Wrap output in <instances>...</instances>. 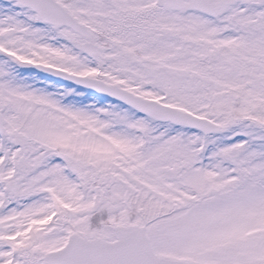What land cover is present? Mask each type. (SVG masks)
Instances as JSON below:
<instances>
[{
    "label": "snow or ice",
    "instance_id": "obj_1",
    "mask_svg": "<svg viewBox=\"0 0 264 264\" xmlns=\"http://www.w3.org/2000/svg\"><path fill=\"white\" fill-rule=\"evenodd\" d=\"M0 264H264V0H0Z\"/></svg>",
    "mask_w": 264,
    "mask_h": 264
}]
</instances>
